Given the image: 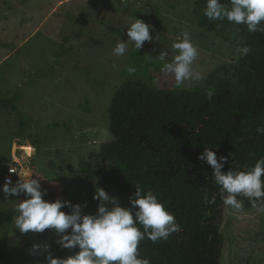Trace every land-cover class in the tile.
<instances>
[{
  "label": "rangeland",
  "instance_id": "obj_1",
  "mask_svg": "<svg viewBox=\"0 0 264 264\" xmlns=\"http://www.w3.org/2000/svg\"><path fill=\"white\" fill-rule=\"evenodd\" d=\"M196 1L0 0V94L19 95L17 105L27 122L20 139L27 150L15 153L20 117L10 108L0 109V177L8 166L21 168V162L32 160L45 178L63 180L72 203L88 202L96 187L116 197L115 167L96 153L113 137L108 107L121 83L135 78L176 88L174 76L161 73L156 55L166 50L171 60V45L185 30L199 50L193 67L204 79L186 82L184 88L204 86L215 68H230L239 56L238 32L235 44L198 27ZM136 18L154 26L150 31L160 40L146 41L144 55H134L131 44L125 55H114ZM82 161L91 164L90 172ZM21 196L7 200L0 191V213L14 208ZM241 202L242 219L224 209L220 264H264V212ZM49 231L46 243L53 256L79 250L62 248L55 231ZM41 241L38 233L21 234L14 222L0 226V264H47L46 253L29 251Z\"/></svg>",
  "mask_w": 264,
  "mask_h": 264
},
{
  "label": "trees",
  "instance_id": "obj_2",
  "mask_svg": "<svg viewBox=\"0 0 264 264\" xmlns=\"http://www.w3.org/2000/svg\"><path fill=\"white\" fill-rule=\"evenodd\" d=\"M205 7L206 0L196 1L199 28L235 44L238 32L240 46L247 45L251 51L232 60L230 68H215L204 86L192 89L161 88L141 79H125L108 107L113 137L96 153L100 161L115 167L116 197L122 206L131 207L130 197L138 184L145 191L152 190L181 225L166 241L153 243L146 236L140 241V258L148 264H220L225 206L212 167L198 156L210 147L218 159L227 157L223 171L231 167L247 170L264 157V134L257 132L258 127H264V32H249L246 25L227 19L210 21L204 16ZM139 54L144 55V50L134 53ZM208 90L214 91L211 99ZM18 99L17 94H0V109L10 108L20 117L15 153H22L27 150L20 140L27 122ZM81 165L91 171V164L82 161ZM24 170L41 183L44 199L69 201L62 179L45 178L32 160L30 164L21 162L20 171ZM206 195L209 200L215 196V203H205ZM93 196L83 209L86 214L98 210L99 201ZM237 198L252 207L247 198ZM63 210L70 211L67 207ZM16 215L14 208L1 212L0 226L13 223ZM49 232L38 233L43 244Z\"/></svg>",
  "mask_w": 264,
  "mask_h": 264
},
{
  "label": "clouds",
  "instance_id": "obj_3",
  "mask_svg": "<svg viewBox=\"0 0 264 264\" xmlns=\"http://www.w3.org/2000/svg\"><path fill=\"white\" fill-rule=\"evenodd\" d=\"M204 16L210 21L227 19L236 25H246L249 32H264V0H228L227 4L222 0H206ZM150 28L154 26L136 18L128 25L127 39L116 44L113 54L125 55L129 44L139 51L146 41L160 40L159 35L153 36ZM171 50L175 53L171 60L167 59L169 53L166 50L156 55V59L162 62L161 73L174 76L177 89L184 88L186 82L204 79L203 73L193 67L199 50L193 44L189 31L182 32L181 37L172 43ZM250 51L247 45L236 48L240 56ZM134 71V68H129L130 73ZM213 95L214 91L208 90V99ZM257 132L264 134V127H258ZM198 159L212 167L214 183L220 187L221 200L238 219L243 218L240 214L244 207L238 196L247 198L253 208L264 212V157L243 171L233 170L232 167L223 171L227 157L218 159L217 153L210 147H205ZM18 175L19 179L14 184L8 178L0 189L7 200L21 194L26 197L16 199L19 202L14 206L17 214L14 228L21 234L42 233L51 229L58 236L57 243L62 248L79 249L73 255L55 257L49 250V244H33L30 254L46 253L47 264H148L147 260L140 258V241L145 236L153 243L166 241L181 230L175 215L166 209L158 196L138 184L135 185L136 192L130 197L131 207L122 206L117 197L110 196L103 187H96L93 198L99 201L98 210L95 214H86L83 210L86 203L73 205L66 200H46L41 183L27 170ZM215 199V196L211 200L207 195L204 197L205 203H215ZM66 207L70 211H64Z\"/></svg>",
  "mask_w": 264,
  "mask_h": 264
},
{
  "label": "built area",
  "instance_id": "obj_4",
  "mask_svg": "<svg viewBox=\"0 0 264 264\" xmlns=\"http://www.w3.org/2000/svg\"><path fill=\"white\" fill-rule=\"evenodd\" d=\"M20 172L21 171L18 165L13 164V165L8 166L7 171L3 177V183H5L8 178H11L14 184L19 176L18 173Z\"/></svg>",
  "mask_w": 264,
  "mask_h": 264
},
{
  "label": "crops",
  "instance_id": "obj_5",
  "mask_svg": "<svg viewBox=\"0 0 264 264\" xmlns=\"http://www.w3.org/2000/svg\"><path fill=\"white\" fill-rule=\"evenodd\" d=\"M5 173H6V170H5L4 174H3V176L1 175V177H0V183H1L2 186L4 185V183H3V177H4Z\"/></svg>",
  "mask_w": 264,
  "mask_h": 264
}]
</instances>
